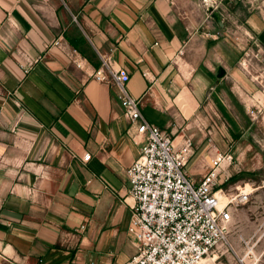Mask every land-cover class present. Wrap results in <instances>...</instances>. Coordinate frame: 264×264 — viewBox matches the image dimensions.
Segmentation results:
<instances>
[{"label": "crops", "instance_id": "obj_1", "mask_svg": "<svg viewBox=\"0 0 264 264\" xmlns=\"http://www.w3.org/2000/svg\"><path fill=\"white\" fill-rule=\"evenodd\" d=\"M175 3L0 0L3 260L125 264L136 255L127 170L144 138L93 74L99 53L128 70L144 116L177 148L208 125V42L179 23ZM197 141L188 171L198 180Z\"/></svg>", "mask_w": 264, "mask_h": 264}, {"label": "rangeland", "instance_id": "obj_2", "mask_svg": "<svg viewBox=\"0 0 264 264\" xmlns=\"http://www.w3.org/2000/svg\"><path fill=\"white\" fill-rule=\"evenodd\" d=\"M175 13L182 26L205 36L212 61L201 109L208 125L196 127L183 144L191 153L201 141L196 164L205 166L202 174L213 155H232L220 188L252 190L250 202L233 214L227 243L208 264H264V0H176ZM0 264L10 263L0 257Z\"/></svg>", "mask_w": 264, "mask_h": 264}, {"label": "built area", "instance_id": "obj_3", "mask_svg": "<svg viewBox=\"0 0 264 264\" xmlns=\"http://www.w3.org/2000/svg\"><path fill=\"white\" fill-rule=\"evenodd\" d=\"M99 56L102 64L93 78L114 90L124 116L144 138L127 170L134 200L128 233L137 252L125 264H201L227 243L233 214L250 202L252 190L227 194L220 188L221 164L228 160L231 166L232 155L217 154L198 180L190 175L191 145L177 148L169 133L148 121L141 99L129 92L128 70L117 68L110 55ZM90 158L86 154L83 160Z\"/></svg>", "mask_w": 264, "mask_h": 264}, {"label": "bare ground", "instance_id": "obj_4", "mask_svg": "<svg viewBox=\"0 0 264 264\" xmlns=\"http://www.w3.org/2000/svg\"><path fill=\"white\" fill-rule=\"evenodd\" d=\"M212 153H213V152L211 151L210 154H212ZM202 156H203V155H202ZM202 156H201V157H202ZM228 166H229L228 160H225V161H223L222 164H221V169L227 170ZM234 193H235V192L227 191V194H234ZM229 225H230V224H229ZM229 225H228V226H229ZM208 263H209V261H208L207 259H205V260L202 261L201 264H208Z\"/></svg>", "mask_w": 264, "mask_h": 264}, {"label": "water", "instance_id": "obj_5", "mask_svg": "<svg viewBox=\"0 0 264 264\" xmlns=\"http://www.w3.org/2000/svg\"><path fill=\"white\" fill-rule=\"evenodd\" d=\"M213 17H214V19H216L218 22H220V14H219V12H214L213 13ZM223 71L222 70H220V73H222Z\"/></svg>", "mask_w": 264, "mask_h": 264}]
</instances>
